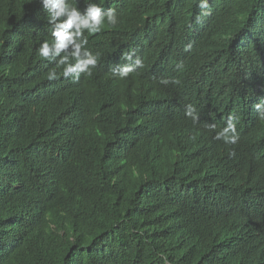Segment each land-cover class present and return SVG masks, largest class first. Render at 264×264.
<instances>
[{"label":"trees","instance_id":"trees-1","mask_svg":"<svg viewBox=\"0 0 264 264\" xmlns=\"http://www.w3.org/2000/svg\"><path fill=\"white\" fill-rule=\"evenodd\" d=\"M68 2H114L130 16L122 36L160 44L146 79L111 75L126 37H103L98 70L66 79L38 54L53 42L47 11L0 0V264H264V120L250 94L264 68L226 80L237 59L264 57V0ZM183 32L213 58L200 90L173 95L157 78ZM230 87L220 125L237 119L236 144L215 138L226 126H208L210 104L207 126L186 115Z\"/></svg>","mask_w":264,"mask_h":264},{"label":"clouds","instance_id":"clouds-1","mask_svg":"<svg viewBox=\"0 0 264 264\" xmlns=\"http://www.w3.org/2000/svg\"><path fill=\"white\" fill-rule=\"evenodd\" d=\"M34 2H38L41 8L47 11L49 23L54 25L52 30L53 42L42 43L38 49V54L50 63L55 62L63 66L64 78L72 77L74 80H78L81 73L91 75L92 72L98 70L95 68L98 63V57L95 54L101 53L105 47L103 37H126V41L110 54L115 61V66L111 67V75L114 78L146 79L148 77L143 71L144 68H147L144 60L148 52L157 49L160 43H154L149 32L122 36L129 26L130 16L123 9L114 5V2L104 3L103 7L98 3H90L82 11L71 6L68 0H34ZM200 6L202 8L207 7L206 0H202ZM147 24V22L140 23L137 20L133 23L131 30L141 31ZM191 33L194 34L195 31L192 30ZM195 40L188 33L183 32L178 47H175L173 52L165 54V64L160 68L157 78L158 86L161 87L162 92L177 95L182 90H200L204 84L207 75L203 67L213 58V50L203 53L201 47L195 45ZM89 42L93 53L86 48ZM201 58H205L207 61L200 64ZM239 67L242 68V71L237 74L235 72ZM259 68L262 70L264 68V57L258 55L249 57L247 55L237 59L233 66L234 76H227L226 80L229 83H238L240 80L248 82L245 75L246 70L256 71ZM242 73L245 76L242 77ZM56 78L57 72L55 70L48 73L49 80ZM250 85L252 86L250 94L256 101L255 110L260 119L264 120V79L253 80ZM231 93L233 92L230 87L221 98L214 97L204 103H199L197 98L193 105L195 109L189 106L186 112V115L196 119L197 117L193 116V113L194 110H197L196 115L202 121V117L209 114L206 111L204 115H201L203 105L205 103L210 104L213 117L208 126L213 127V129L226 126L215 137L218 140H223L226 144H236L239 140V134L236 130L238 121L235 117L230 116L225 124L220 125L223 119V116L220 117V115L227 111ZM216 121L217 123H215ZM190 123L200 127L191 119ZM202 123L207 126L203 121ZM261 192L264 194V187ZM164 264H168L166 258Z\"/></svg>","mask_w":264,"mask_h":264}]
</instances>
